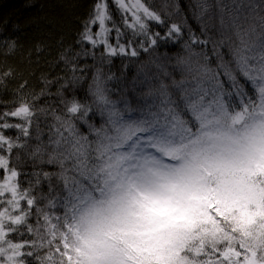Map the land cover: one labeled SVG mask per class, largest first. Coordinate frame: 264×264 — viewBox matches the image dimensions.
<instances>
[{
	"label": "snow or ice",
	"instance_id": "6c2138e0",
	"mask_svg": "<svg viewBox=\"0 0 264 264\" xmlns=\"http://www.w3.org/2000/svg\"><path fill=\"white\" fill-rule=\"evenodd\" d=\"M81 23L64 76L0 100V264H264V0H93Z\"/></svg>",
	"mask_w": 264,
	"mask_h": 264
},
{
	"label": "trees",
	"instance_id": "16d2710c",
	"mask_svg": "<svg viewBox=\"0 0 264 264\" xmlns=\"http://www.w3.org/2000/svg\"><path fill=\"white\" fill-rule=\"evenodd\" d=\"M163 2L156 0L158 6ZM177 2L181 8L187 9L190 0ZM92 3L93 0H0V71L11 68L16 75L15 79L8 81V89L0 92V100L11 101L13 89L25 79L29 88L39 92L43 87L42 77L51 80L68 72V68L59 59L60 54L69 47L79 50L80 46L75 41L82 28L81 22L87 17ZM115 15L118 17V14ZM153 30L163 32L159 26ZM5 41L16 42L14 54L4 55L7 49ZM37 46L41 49L39 52L36 51ZM169 48L171 45H162L160 52L164 53ZM85 62L93 64L91 58L81 61L82 64ZM123 63H127V60L117 57L111 65L104 66L106 74L117 77L108 82L110 88L121 87L124 77L134 74L133 64L131 72L122 75ZM84 90L82 87L81 93ZM51 91L55 93L56 85L52 86ZM44 99L41 98V103ZM45 167L51 170L49 166ZM24 170L31 171L30 163L24 166Z\"/></svg>",
	"mask_w": 264,
	"mask_h": 264
}]
</instances>
